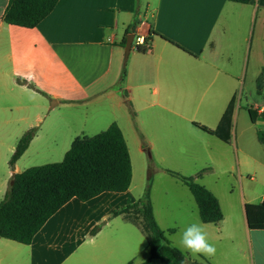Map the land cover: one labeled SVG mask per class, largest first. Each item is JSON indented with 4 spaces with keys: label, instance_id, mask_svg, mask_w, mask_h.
I'll return each instance as SVG.
<instances>
[{
    "label": "crops",
    "instance_id": "crops-1",
    "mask_svg": "<svg viewBox=\"0 0 264 264\" xmlns=\"http://www.w3.org/2000/svg\"><path fill=\"white\" fill-rule=\"evenodd\" d=\"M9 2L0 0V201L14 175L25 171L21 164L27 158H41L45 165L64 160L77 137L95 136L113 123L128 144L133 181L124 193L106 192L87 202L73 198L30 245L0 237V264L143 263L136 260L148 245L145 233L114 212L142 198L133 191V152L143 155L147 138L158 150L159 141L167 140L165 122L189 121L185 103L194 104V118L203 114L189 134L208 144L228 137L238 155L245 222L217 185L203 184L224 214L218 224L201 221L209 242L233 241L243 226L253 264H264V231L251 230L246 215L247 204L264 202V144L258 138L264 118L253 121L249 113L251 108L264 112V84L261 90L257 86L264 67V0H60L32 29L4 21ZM151 31L160 34L151 49L142 53L133 46L126 60L128 36L147 38ZM218 103L225 107L216 123ZM243 113L249 114L250 126L239 124ZM30 130L36 133L28 149L11 167L18 142ZM207 155L221 157L212 150ZM156 159L165 160L158 154ZM243 175L259 178L261 192L246 189ZM153 204L160 227L176 234V227L165 229ZM225 208L235 217L227 235Z\"/></svg>",
    "mask_w": 264,
    "mask_h": 264
},
{
    "label": "trees",
    "instance_id": "trees-1",
    "mask_svg": "<svg viewBox=\"0 0 264 264\" xmlns=\"http://www.w3.org/2000/svg\"><path fill=\"white\" fill-rule=\"evenodd\" d=\"M60 0H10L4 14L7 24L28 29L37 27L56 8ZM247 4L251 0H230ZM160 34L151 31L146 38V46L151 49V40ZM127 40L125 41V43ZM173 45L181 48L174 42ZM182 49V48H181ZM139 52H147L140 49ZM125 77L123 72L121 81ZM264 84V67L257 80L258 89ZM251 119L264 118L249 109ZM203 130L209 132L205 126ZM36 130L28 131L18 142L10 159V166L21 159L28 149ZM259 141L264 144V131H258ZM192 193L199 209L200 219L205 224H218L224 214L218 198L194 177H185L168 170ZM14 184L0 201V237L30 245L48 220L70 200L90 201L106 193L127 192L133 181V167L130 150L124 134L117 123L95 136L77 137L60 163L32 167L15 174ZM124 215L138 226L148 240L149 258L141 264H202L191 261L188 256L168 239L160 227L154 212L149 186L144 196L137 202L128 201L126 206L114 212V216ZM248 226L254 231H264V202L247 204ZM97 226L92 234L100 231ZM175 230H170L174 233Z\"/></svg>",
    "mask_w": 264,
    "mask_h": 264
},
{
    "label": "rangeland",
    "instance_id": "rangeland-1",
    "mask_svg": "<svg viewBox=\"0 0 264 264\" xmlns=\"http://www.w3.org/2000/svg\"><path fill=\"white\" fill-rule=\"evenodd\" d=\"M248 80L249 77L247 78V83ZM240 81H243V79ZM242 105H246L245 97L243 98ZM193 106V103L184 104V110L189 113V121L178 120L177 123H173V120H170L163 124L167 140L165 143L159 141L160 145H157L158 150L152 149V145L147 138L146 142L149 149L146 150L143 155L138 152H133V165L135 171L133 191L135 195H142L141 197H143L147 188L149 186L151 187L152 203L155 201L157 213L159 217L163 218V226L165 229H167L166 227L177 228L176 234H170L167 230L165 231L172 244L179 248L180 234L183 229L191 223L202 224V222L199 218L197 204L189 188L179 179L170 175L167 172L168 170L177 172L185 177H194L197 179L198 183L204 184L208 188H213L217 185L221 190L220 193H223L226 198L233 201L236 211L241 214L240 216L242 219L240 221L243 223L245 222L243 208L240 206L242 202V193L239 183L240 175L237 171V152L234 150L231 144L232 142H228V137L214 139L211 141V144H208L198 142L194 134H189L191 130H195L194 125L198 124V120L203 117L202 112H199L197 113V117L194 118ZM224 107V104L218 103L216 123L219 121ZM243 116L244 117L239 120V124L244 127L247 125L250 126L251 119L249 114L243 113ZM221 147L222 149L218 151L217 149ZM211 150L217 154L220 152V159L211 158V156L207 155V152ZM157 154L165 158L164 162L157 161ZM27 160L29 162L24 161L21 164L25 170L31 167L45 165L43 164L44 160L41 158H27ZM62 161L63 158L62 160L61 158H57V162L55 163H60ZM232 167H235L236 170L235 168L232 169ZM243 178V184L246 189L253 188L255 192H261L259 178L254 181H251L250 178L245 175H243ZM225 214L227 219L224 225L226 226L224 234L227 235L229 232H233L232 223L235 217L228 208H225ZM175 223H178V225L176 226ZM242 228L243 226L241 228L239 227L234 232L235 239H233V241L225 237L218 240L215 244L216 254L212 258L201 255L194 259L185 250L182 248L180 249L187 253L189 259L199 261L202 264H253L254 258L251 243L244 234V228L243 230ZM215 234H219V230L215 229ZM146 247L147 242L142 252L139 254L136 260L137 262H144L149 258L150 254Z\"/></svg>",
    "mask_w": 264,
    "mask_h": 264
},
{
    "label": "clouds",
    "instance_id": "clouds-1",
    "mask_svg": "<svg viewBox=\"0 0 264 264\" xmlns=\"http://www.w3.org/2000/svg\"><path fill=\"white\" fill-rule=\"evenodd\" d=\"M180 247L194 259L198 256L213 257L216 247L209 242L208 234L201 223H191L180 234ZM185 264V261H181Z\"/></svg>",
    "mask_w": 264,
    "mask_h": 264
},
{
    "label": "built area",
    "instance_id": "built-area-1",
    "mask_svg": "<svg viewBox=\"0 0 264 264\" xmlns=\"http://www.w3.org/2000/svg\"><path fill=\"white\" fill-rule=\"evenodd\" d=\"M134 48L139 51L140 49H145L146 51L149 50V46H146V38L143 35H137L133 42Z\"/></svg>",
    "mask_w": 264,
    "mask_h": 264
},
{
    "label": "water",
    "instance_id": "water-1",
    "mask_svg": "<svg viewBox=\"0 0 264 264\" xmlns=\"http://www.w3.org/2000/svg\"><path fill=\"white\" fill-rule=\"evenodd\" d=\"M134 39H135V35L134 34H130L127 38V42H126V47H125V59L127 60L130 53H131V50H132V47H133V42H134ZM14 184V181L11 182V185Z\"/></svg>",
    "mask_w": 264,
    "mask_h": 264
}]
</instances>
